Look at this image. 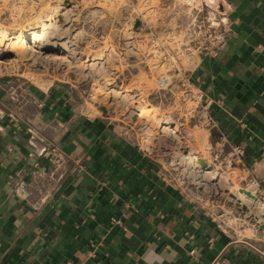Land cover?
I'll list each match as a JSON object with an SVG mask.
<instances>
[{
    "label": "crops",
    "instance_id": "0c3cea01",
    "mask_svg": "<svg viewBox=\"0 0 264 264\" xmlns=\"http://www.w3.org/2000/svg\"><path fill=\"white\" fill-rule=\"evenodd\" d=\"M187 2L229 32L188 73L211 104L196 125L206 161L241 147L262 199L264 0ZM78 102L68 85L0 77V264H264V222L169 178L129 124Z\"/></svg>",
    "mask_w": 264,
    "mask_h": 264
},
{
    "label": "rangeland",
    "instance_id": "374dc122",
    "mask_svg": "<svg viewBox=\"0 0 264 264\" xmlns=\"http://www.w3.org/2000/svg\"><path fill=\"white\" fill-rule=\"evenodd\" d=\"M187 1L0 0V31L12 37L58 22L47 41L1 45L0 77L73 87L84 113L129 124L142 145L165 163L169 178L222 197L228 206L264 222L259 197L242 204L236 199L237 189L251 190L237 155L206 161L203 127H196L204 119L197 117L204 103L185 83L202 48L210 44L202 36L209 17L189 9ZM86 61L94 66H83ZM100 83L129 96H111ZM139 104L153 112L140 117L134 110ZM156 117L167 120L173 131L159 130ZM188 156L200 158L215 177H205L197 165L186 166Z\"/></svg>",
    "mask_w": 264,
    "mask_h": 264
},
{
    "label": "bare ground",
    "instance_id": "6f19581e",
    "mask_svg": "<svg viewBox=\"0 0 264 264\" xmlns=\"http://www.w3.org/2000/svg\"><path fill=\"white\" fill-rule=\"evenodd\" d=\"M58 26V22L57 20H50L48 22H46L43 25V28L41 30H33L29 35H17V36H10L5 32H1L0 31V46L4 45L7 47H12V46H16V45H22V44H30V43H36V42H41V41H47L50 38V34L51 32H53V30ZM50 33V34H49ZM83 66H94V62L89 63V61H86L82 64ZM99 86L106 91L109 95L111 96H119L121 97V99H125V97H128V94H123L122 92H119L118 90L111 88L108 84H99ZM98 86V87H99ZM100 88V90H101ZM135 112H137V115H139L140 117L145 116V115H150L153 110L150 109V107L146 106L145 104H139L135 109ZM155 122L157 123V125H159V130H163V131H173V129L170 128V123L167 122V120L162 119L160 117H156L155 118ZM148 141V140H147ZM185 165L189 166V165H197V167L202 168L201 171H203V175L205 177H215V173L214 171H208L206 170L204 167L205 165H203L202 161L200 160V158L196 157V156H188L186 158L185 161ZM200 171V170H199ZM196 175V174H195ZM240 189V188H239ZM236 190V196L241 200V202L239 204H242L244 202L250 201L253 202L254 201V196L253 194L249 191V190Z\"/></svg>",
    "mask_w": 264,
    "mask_h": 264
},
{
    "label": "built area",
    "instance_id": "2783aa9c",
    "mask_svg": "<svg viewBox=\"0 0 264 264\" xmlns=\"http://www.w3.org/2000/svg\"><path fill=\"white\" fill-rule=\"evenodd\" d=\"M205 18V17H204ZM204 27L202 28L203 30V39L205 41V43H207L208 41L210 42V44H206L202 50H201V55L203 56H214L220 49L221 45L225 42V39L228 37L229 32L226 29V27H222L220 25H217L213 22H211L209 19H205L204 22ZM212 39H215V43L212 45ZM185 86L190 89V91H192V93L196 94V90L194 85L192 84V82L188 79H186V83ZM197 95V99L199 100L200 103L203 102L201 96L199 94ZM219 102V101H217ZM210 103H204V108L205 110L209 113L210 112ZM233 151L236 155H241V147H234ZM258 199V198H257ZM264 203V196L261 199ZM251 243H249L250 245ZM251 246L253 247V249H255L256 251L263 253L262 250L258 249L257 247H255L254 245L251 244Z\"/></svg>",
    "mask_w": 264,
    "mask_h": 264
}]
</instances>
